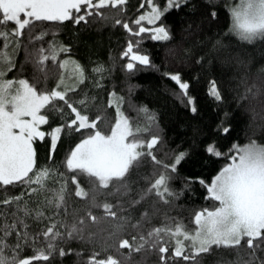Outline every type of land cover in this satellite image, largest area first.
Here are the masks:
<instances>
[{"label":"snow or ice","instance_id":"snow-or-ice-1","mask_svg":"<svg viewBox=\"0 0 264 264\" xmlns=\"http://www.w3.org/2000/svg\"><path fill=\"white\" fill-rule=\"evenodd\" d=\"M138 7L129 16V0H0V264H54L67 254L73 264H264V142L255 138L264 136V64L253 70L231 39L264 42V0L226 3L227 28L217 0H138ZM66 21L119 25L137 38L119 53L127 58L120 90L105 80L115 58L91 62L89 71L72 55L71 41L58 36ZM149 37L171 41L169 54L184 66L218 72L207 81L215 128L205 135L194 127L188 148H172L159 112L132 99L140 87L134 74L160 70L138 47ZM226 68L236 71L230 76ZM182 71L163 75L178 86L179 102L199 113ZM200 74L189 76L198 82ZM233 105L251 134L222 151L215 138L236 131ZM73 134L63 158L54 159L58 142ZM201 136L203 151L225 160L210 178L180 171ZM41 143L45 161L38 163ZM198 189L204 203L185 222L178 201Z\"/></svg>","mask_w":264,"mask_h":264},{"label":"trees","instance_id":"trees-1","mask_svg":"<svg viewBox=\"0 0 264 264\" xmlns=\"http://www.w3.org/2000/svg\"><path fill=\"white\" fill-rule=\"evenodd\" d=\"M237 1V0H236ZM231 0H217L219 5L218 13L220 15V22L227 28L231 23L230 14L225 7L226 3ZM140 11L138 7V0H129V16H132V10ZM169 22L173 23V37L172 40H179V18L175 15L170 17ZM68 25V22H65ZM70 33H75L76 40H71ZM145 37L148 34H142ZM59 38L65 43L71 41L73 52L75 56L82 64L88 66V70L91 71V62L103 61L105 64H110L112 58H115V68L111 77H105L107 83L115 80L117 82V90H120L122 84L120 83L124 79V71L121 68L123 63H126L124 57H120L119 53L126 47L128 39H132L134 44L136 43L135 37H132L121 26H113L111 24H104L97 26V24H90L87 27L68 25L62 28L58 34ZM51 34L45 39H50ZM234 43H239L238 51L245 59H251L253 70L264 64V42H240L239 38L232 34L231 37ZM172 46V42L154 41L150 37L143 39L139 44V49L146 51L150 54V57L156 65L160 66V70L157 71L153 68L141 69L136 72L132 79L140 85L132 96L134 101L142 102L149 106V108L155 109L161 116V125L164 128L166 134V140L172 148H188L193 138V128L199 127L203 129L205 135L209 132V127L215 128L214 121L216 120L215 113L218 111L214 106L211 97L207 94V81L211 79V75L208 73L218 74L215 68L198 70L192 67H186L182 63L177 62L173 56L168 52V48ZM134 50H136L134 48ZM182 54V53H180ZM24 57L23 48L17 53V60H22ZM49 63H51L49 61ZM183 69L181 75L185 79L190 80V94L196 97L197 107L200 109L199 113H192L189 107L180 103L176 96L173 95V90L179 91L178 86L169 77L163 75L165 70H179ZM200 71V79H191L189 73ZM225 71L231 76L236 70L233 68H226ZM238 75V72H236ZM11 75V73H9ZM30 76V73H27ZM52 78H50L51 82ZM234 83V81H233ZM126 91V90H125ZM101 96L106 99V93L101 91ZM127 100V98H126ZM243 103H246L243 102ZM125 109L128 110L127 102L125 103ZM233 115L237 117L234 121V127L236 131L230 138L223 139L216 137L218 146L222 151H225L232 142L245 143L247 142L248 135L251 134L250 125L247 116L243 113L242 108L236 109L235 106H230L228 109ZM110 112H114V109H109ZM133 116L135 112L131 113ZM243 116V119L240 117ZM106 127V125H104ZM201 136L186 162H182L180 171L184 175H204L205 178L215 175L219 167L225 162L223 157H210L203 151L200 146ZM259 142H264V136L257 133L255 137ZM75 140V134L71 138L62 137L58 142L57 151L54 153V159L61 160L68 150L70 143ZM46 150L43 144L38 148V163L45 161ZM179 186V181L176 182ZM71 187V185H70ZM202 189H198L195 196L191 199H185L182 197L178 203L185 205V208L179 211V215L184 217L185 222L189 219V213L193 206L203 204L204 201L200 198ZM73 247L77 246L76 242H73ZM99 256L102 258L105 253L97 247ZM27 254H32V249L29 247L25 249ZM88 254V253H85ZM75 257L72 254H67L65 257H57L54 264H73ZM32 264H47L43 261H34ZM208 264V261H205Z\"/></svg>","mask_w":264,"mask_h":264},{"label":"rangeland","instance_id":"rangeland-1","mask_svg":"<svg viewBox=\"0 0 264 264\" xmlns=\"http://www.w3.org/2000/svg\"><path fill=\"white\" fill-rule=\"evenodd\" d=\"M236 2H238V0H237ZM145 26H146V27H148V25H147V24H145Z\"/></svg>","mask_w":264,"mask_h":264}]
</instances>
